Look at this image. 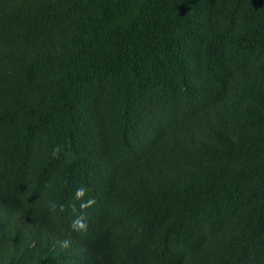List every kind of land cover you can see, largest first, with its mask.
I'll use <instances>...</instances> for the list:
<instances>
[{"label":"trees","instance_id":"obj_1","mask_svg":"<svg viewBox=\"0 0 264 264\" xmlns=\"http://www.w3.org/2000/svg\"><path fill=\"white\" fill-rule=\"evenodd\" d=\"M0 264H264V0H0Z\"/></svg>","mask_w":264,"mask_h":264},{"label":"clouds","instance_id":"obj_2","mask_svg":"<svg viewBox=\"0 0 264 264\" xmlns=\"http://www.w3.org/2000/svg\"><path fill=\"white\" fill-rule=\"evenodd\" d=\"M77 223H79V227L80 228H84L85 227V225L83 223H80L79 221ZM65 246H66V242H65Z\"/></svg>","mask_w":264,"mask_h":264}]
</instances>
